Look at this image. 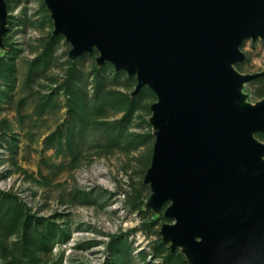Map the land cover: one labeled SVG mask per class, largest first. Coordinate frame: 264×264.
I'll return each instance as SVG.
<instances>
[{
	"label": "rangeland",
	"instance_id": "obj_1",
	"mask_svg": "<svg viewBox=\"0 0 264 264\" xmlns=\"http://www.w3.org/2000/svg\"><path fill=\"white\" fill-rule=\"evenodd\" d=\"M3 3L0 264H191L164 233L171 202L154 204L149 180L156 94L97 48L75 55L46 0ZM239 51L231 68L247 80L233 103L246 109L264 102V38ZM252 136L264 146V131Z\"/></svg>",
	"mask_w": 264,
	"mask_h": 264
},
{
	"label": "water",
	"instance_id": "obj_2",
	"mask_svg": "<svg viewBox=\"0 0 264 264\" xmlns=\"http://www.w3.org/2000/svg\"><path fill=\"white\" fill-rule=\"evenodd\" d=\"M46 1L75 55L97 48L156 94L149 180L154 204L171 202L173 246L191 264H264V102L233 103L247 78L231 68L264 38V0Z\"/></svg>",
	"mask_w": 264,
	"mask_h": 264
},
{
	"label": "trees",
	"instance_id": "obj_3",
	"mask_svg": "<svg viewBox=\"0 0 264 264\" xmlns=\"http://www.w3.org/2000/svg\"><path fill=\"white\" fill-rule=\"evenodd\" d=\"M31 225H32V222L30 220H26L24 222V236L27 238L26 239L27 244L25 246V251L32 253L33 250L31 248L32 247L31 245L33 244V242H32V240H29L30 237H27ZM40 236L42 237V241L41 242H42L43 246L47 245L51 241V234H46V235L42 234ZM38 237H39V235H38Z\"/></svg>",
	"mask_w": 264,
	"mask_h": 264
}]
</instances>
